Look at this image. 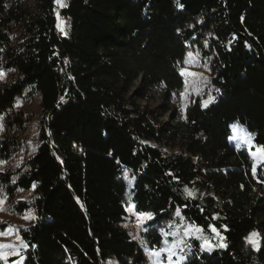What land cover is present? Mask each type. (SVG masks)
I'll return each mask as SVG.
<instances>
[{"label":"trees","instance_id":"16d2710c","mask_svg":"<svg viewBox=\"0 0 264 264\" xmlns=\"http://www.w3.org/2000/svg\"><path fill=\"white\" fill-rule=\"evenodd\" d=\"M63 3L0 0V72L11 77L0 113L35 94L44 113L36 152L15 179L0 172V193L29 194L13 207L35 215L20 232L23 264H145L161 230L186 224L203 232L186 240L183 264H264V244L246 239L264 236V171L253 176L250 155L264 146V0ZM193 50L211 63L214 99L183 118L173 95ZM235 122L250 144L231 143ZM128 209L152 214L140 242L118 227Z\"/></svg>","mask_w":264,"mask_h":264},{"label":"rangeland","instance_id":"374dc122","mask_svg":"<svg viewBox=\"0 0 264 264\" xmlns=\"http://www.w3.org/2000/svg\"><path fill=\"white\" fill-rule=\"evenodd\" d=\"M14 30L18 31L20 29L19 27H16L14 28ZM189 53L192 54L193 63L185 64V61L189 59ZM180 68H184L186 72V75L182 76L184 80V87L180 92H177L173 95L172 106L178 109L182 117L185 118L187 108L191 104L200 102L204 105L206 101H209L210 97L213 98L214 85L212 83L211 63L207 58H204L202 56L200 51L193 50L188 52L182 63H180L179 69ZM188 72L198 73L202 75L189 76L187 75ZM10 80L11 77L7 73H5L4 79L0 80V88L6 85ZM181 93H184L183 98L181 97ZM23 94L26 95V91H24ZM17 104H19V106H17ZM156 105L157 103H154V106ZM0 114V117H3V120L0 121V123H2L3 125V129L0 130V172L4 173L10 178L15 179L18 171L22 169L25 159L35 153L41 143V120L44 116V113L42 111L41 97L39 94H35L31 100H28L23 96L18 97L13 109H8L7 111ZM231 128L233 129V138L231 139L232 144L242 146L244 144L246 145L251 143V138L243 125L235 122L231 124ZM4 141H6L9 146L8 150H6L5 152L2 151ZM164 148L168 152H177L179 150L177 148ZM255 151L256 150H254L253 152ZM5 192L6 189L5 187H3L0 193V199H3L6 196V200L3 205H0V207L3 208V210L0 211V221H2L3 224L15 226L19 229V232L9 236H0V243L18 244L19 241L17 237H21V229L30 225L34 220L24 219V216L30 214L31 216L35 217V215L30 212H26L21 215L17 213L13 207V203L17 198L26 200L29 198V194L18 191L16 195L11 198L6 195ZM118 227L122 231H125L129 236L140 242V232L142 229L141 222L137 219V215L133 212L132 209L127 210L125 222L123 224H120ZM0 232L3 231L0 230ZM173 232L178 233V239L182 238L184 242H186L189 237H192V235H198V233H196L195 231L190 235H184V230L183 234H180L181 230L179 228L174 229ZM258 233L260 234V249L264 244V236L260 232ZM23 249L24 248L20 249V255ZM189 249L190 248L184 246L183 253L186 254ZM254 249L256 250V248ZM149 253L150 252L148 251L144 252L146 261L145 264H152V261L149 259ZM10 258L16 260V258L20 257L9 253L8 260ZM8 264L12 263L8 262ZM108 264L117 263L112 262Z\"/></svg>","mask_w":264,"mask_h":264},{"label":"snow or ice","instance_id":"6c2138e0","mask_svg":"<svg viewBox=\"0 0 264 264\" xmlns=\"http://www.w3.org/2000/svg\"><path fill=\"white\" fill-rule=\"evenodd\" d=\"M56 3L60 7H64L63 0H56ZM180 7H183V5H179ZM57 18L59 19V13L57 12ZM60 27V30L63 32L64 29L61 27V25H57ZM193 63L192 61V54L189 53V59L185 61V64ZM181 76H185L186 72L184 68L179 69ZM187 75L189 76H198L202 74L198 73H192L188 72ZM5 73L0 72V80L4 79ZM187 83V81H186ZM218 91V90H217ZM184 93H181V97L183 98ZM63 99V97L61 98ZM214 98H209V101H206L204 106L206 107L209 102H212ZM19 106V104H17ZM183 110V109H182ZM3 120V117H0V121ZM3 129L2 123H0V130ZM251 158L253 160L252 165V174L253 176H257L258 168H260L262 171H264V146L257 147L255 152L250 153ZM264 182V181H261ZM35 187V185H33ZM184 192L188 197L195 198V193L189 190L187 187H185ZM6 196L3 199H0V205H3L5 203ZM134 207V206H133ZM3 208L0 207V211H2ZM176 216L180 217L181 219H184L181 216V212L179 209H177ZM152 218V214H138L137 219L141 222V228L143 231H147V228L144 227V224L148 219ZM24 219H35L34 216L25 215ZM0 223H3L0 221ZM171 225L168 226L169 229H171ZM184 227V235H190L194 231L203 232V229L196 228L194 225L186 224ZM212 231L216 233L217 237L220 239V243L217 245L219 248L226 249L228 245L224 243V238L220 236V233L217 231V229L212 228ZM19 229L16 228L13 225H7L5 230L3 232H0V236H9L15 233H18ZM162 235V246L159 248H155L150 251L149 253V259L152 261V264H183L184 261L187 260V256L183 253V247L186 246L185 242L182 238L180 239H171L169 240L168 237H177L178 233L170 231V230H161ZM259 236L260 234L258 232H253L250 234L249 237L246 239L248 242L256 248V250H259ZM19 243L18 244H4L0 243V264H8V256L9 253L13 255L19 256V260L13 261L12 264H23V256H20V249L21 248H27V243L23 240L22 237H17ZM143 244V242H141ZM204 250V249H202ZM207 251H212L213 249L211 247H208L206 249Z\"/></svg>","mask_w":264,"mask_h":264}]
</instances>
